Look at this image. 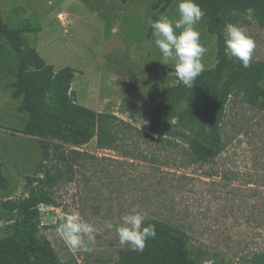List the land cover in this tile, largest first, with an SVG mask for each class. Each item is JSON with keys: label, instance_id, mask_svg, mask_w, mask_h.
I'll return each instance as SVG.
<instances>
[{"label": "rangeland", "instance_id": "374dc122", "mask_svg": "<svg viewBox=\"0 0 264 264\" xmlns=\"http://www.w3.org/2000/svg\"><path fill=\"white\" fill-rule=\"evenodd\" d=\"M155 1L0 0V16L9 27H40L29 37L47 64L55 71L76 70L77 103L111 116L114 149L98 150L96 138L78 149L72 181L57 190L59 207L41 206L43 235L62 264H117L130 247L103 226L118 225L135 207L145 214L144 223L185 232L205 264H253L264 255V110L234 95L222 128L224 150L208 163L196 162L183 140L148 137L162 87L176 83L166 68L174 65L160 62L154 37L148 38ZM178 3L165 13L170 19L179 18ZM238 25L256 41L251 62L264 61V28ZM197 28L207 49L202 62L211 69L216 46L205 16ZM15 79L16 65H0V162L9 180V189H0V239L10 226L1 203L24 195L26 176L39 161L34 138L6 130H20L28 119L17 113L20 102L11 97ZM72 211L101 228L90 253L69 250L57 231L61 217Z\"/></svg>", "mask_w": 264, "mask_h": 264}, {"label": "trees", "instance_id": "16d2710c", "mask_svg": "<svg viewBox=\"0 0 264 264\" xmlns=\"http://www.w3.org/2000/svg\"><path fill=\"white\" fill-rule=\"evenodd\" d=\"M99 3L102 0H81ZM122 4L128 0H120ZM176 0H156L151 21L157 20ZM207 19V32L215 38L216 64L199 75L191 89L178 82L161 89L160 99L148 119V137L183 140L196 162L208 163L224 150L222 134L226 111L234 95L245 103L264 110V61L251 62L245 69L235 58L224 54L225 25L245 22L264 28V0H195ZM248 17L250 20H248ZM40 27L25 25L13 29L0 16V65L13 69L16 79L11 84V97L20 104L19 114L28 119L20 130L6 129L34 138L39 161L32 175L26 176L24 195L1 203L10 226L0 239V264H62L52 243L43 235L41 206L59 207L57 190L71 182L74 166L81 156L78 149L97 139L98 150H113L108 114L95 112L77 103L72 89L76 70L64 67L58 71L46 63L30 41ZM152 29L149 25L148 38ZM52 163V165L50 164ZM0 163V189H9V180ZM3 221L0 215V224ZM154 224L156 237L142 252L130 249L117 264H205L203 255L194 251L185 232L166 223ZM264 264V255L253 260Z\"/></svg>", "mask_w": 264, "mask_h": 264}, {"label": "clouds", "instance_id": "9594fccd", "mask_svg": "<svg viewBox=\"0 0 264 264\" xmlns=\"http://www.w3.org/2000/svg\"><path fill=\"white\" fill-rule=\"evenodd\" d=\"M178 13V19L161 15L150 22V27L154 43L161 53L160 62L164 65L171 62L178 82L191 89L196 78L205 70L202 58L207 49L201 43L197 28L204 12L195 0H179ZM224 43V54L228 58H235L245 69L251 67L256 41L246 27L231 23L225 25ZM144 222L145 214L133 207L120 218L118 225L105 222L103 227L115 231L121 245H128L131 251L142 252L147 242L156 237L155 225L145 226ZM57 231L69 250L90 253L93 250L90 245L95 244L101 228L85 219L79 211H72L61 217Z\"/></svg>", "mask_w": 264, "mask_h": 264}, {"label": "crops", "instance_id": "0c3cea01", "mask_svg": "<svg viewBox=\"0 0 264 264\" xmlns=\"http://www.w3.org/2000/svg\"><path fill=\"white\" fill-rule=\"evenodd\" d=\"M29 141H30V140H27V143H28V144H29ZM0 163H1V164H4L5 162L1 161ZM3 166H4V165H3ZM3 168H4V167H3Z\"/></svg>", "mask_w": 264, "mask_h": 264}, {"label": "built area", "instance_id": "2783aa9c", "mask_svg": "<svg viewBox=\"0 0 264 264\" xmlns=\"http://www.w3.org/2000/svg\"><path fill=\"white\" fill-rule=\"evenodd\" d=\"M61 19H62V17H61Z\"/></svg>", "mask_w": 264, "mask_h": 264}]
</instances>
